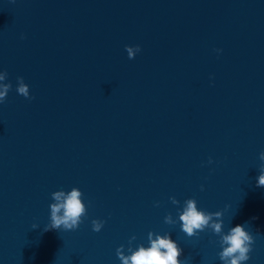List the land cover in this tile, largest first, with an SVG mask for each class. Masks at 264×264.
<instances>
[{"label": "water", "instance_id": "95a60500", "mask_svg": "<svg viewBox=\"0 0 264 264\" xmlns=\"http://www.w3.org/2000/svg\"><path fill=\"white\" fill-rule=\"evenodd\" d=\"M4 71L0 264H122L149 232L181 264H222L210 229L182 231L188 199L225 234L244 226L246 264H264V0H0ZM73 188L83 223L45 231L52 193Z\"/></svg>", "mask_w": 264, "mask_h": 264}, {"label": "clouds", "instance_id": "9594fccd", "mask_svg": "<svg viewBox=\"0 0 264 264\" xmlns=\"http://www.w3.org/2000/svg\"><path fill=\"white\" fill-rule=\"evenodd\" d=\"M126 51L129 59H135L141 48L138 45L136 47L126 46ZM7 80L8 73L6 71L0 72V104L6 102L7 96L13 87L11 83H6ZM16 91L26 99H34V97L30 96L29 86L24 82L23 77L17 78ZM259 159L264 161V152L260 154ZM212 162L210 159L209 163L211 164ZM257 187H264V165H262L258 176ZM203 190L202 186L201 191ZM52 199L54 203L50 205V224L44 230L74 231L79 229L87 215V207L83 202V193L77 188H73L70 192L57 191L52 193ZM170 199L173 204L179 205L180 202L175 197ZM156 206L159 207V204ZM223 215L224 213L220 211L208 213L199 210L197 201L188 199L184 202L182 212L179 213V221L182 222V231L188 237L196 236L198 233L209 229L218 236L220 238L219 245L222 249L218 255L222 264H246L251 258L250 253L253 251L252 246L255 243L254 237L241 225L232 227L225 234L223 231ZM91 223L92 230L99 233L106 221L92 220ZM165 223L174 225L177 221L169 214L165 217ZM32 227L33 229L38 228L37 225ZM135 239L136 237L133 236L129 244L131 245ZM148 240L150 242L149 247L140 245L138 250H133L132 247H129L128 252L131 255H125L124 246L118 248L117 256L122 264H181V260L178 258L182 255V249L177 242L171 239L170 235H157L149 232Z\"/></svg>", "mask_w": 264, "mask_h": 264}]
</instances>
